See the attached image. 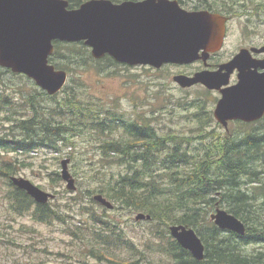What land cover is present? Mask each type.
<instances>
[{
    "label": "rangeland",
    "instance_id": "obj_1",
    "mask_svg": "<svg viewBox=\"0 0 264 264\" xmlns=\"http://www.w3.org/2000/svg\"><path fill=\"white\" fill-rule=\"evenodd\" d=\"M193 1L194 4H199L196 0ZM259 32H264V29L260 28ZM75 46L69 51H62L66 59L61 63L63 70L68 74L66 90H76L83 104L95 105L98 110L146 124L160 137L172 136L177 143L185 142L183 147L188 157H202L204 153L210 152L214 148L215 139L219 137H238L254 132L252 127H243L237 123H232L229 132H225L213 117V94L206 92L201 85L182 88L173 82L172 78L178 73L193 74L198 67H202L201 62L187 65L169 64L159 69L148 66L131 67L116 63L113 59V62L103 59L95 62L87 46L82 42ZM71 50L76 52L71 53ZM228 52L229 50H225L219 58L226 57ZM42 92L28 77L0 67V96L9 98L8 107L0 105V136H4L8 143L3 149L0 148V161L14 163L16 170L10 177H21L45 192H56L51 201L56 203L51 206L73 215L68 207L71 196L79 193L88 201L93 196L88 198L87 191L103 189L109 183H114L118 174L125 171V168L116 165L115 161L105 159L99 148L100 140L122 139L125 136L116 131L105 138H96L88 131H78V128H75L74 132L66 136L68 143H57L58 150L39 148L28 152H15L16 146L13 143L21 136L20 129L13 128L15 121L32 116L25 99ZM64 97L65 94H59L57 100H50L45 96L35 97V100L46 112V108L54 107L57 101ZM37 107L41 108L39 104ZM203 111L209 114L210 120L203 119ZM61 122L68 124L69 120L63 119ZM252 126L256 131L263 129L264 119ZM10 127L13 130H9ZM65 160L66 168L75 181V192L68 191L61 179V163ZM254 166L258 171L262 169L259 161ZM183 171L184 169L178 170L179 173ZM169 172L160 168L152 178L159 184L166 185L169 182ZM239 181V189L251 197L257 194L254 188H264V174L253 180L250 176H241ZM214 188L216 187L213 186ZM216 192L221 194L217 195ZM228 192L224 189L213 191L208 196L209 202L187 201V215L193 210L203 211L206 216V222L203 223L211 225L210 214L218 202L221 203V209L232 214L239 207L246 205L253 217L264 221V192L254 197L255 199L245 198L243 201L246 204L230 201ZM6 193V181L0 177V264H113L111 259L119 263L177 264L163 251L166 244L159 247L164 242L161 241L162 233L158 222L135 220V216L143 213L142 211H133L128 207L118 209L114 203L112 210L95 205L94 210L105 220L116 225L117 232L130 240V245L105 246L103 252L107 254L98 260L89 253V249L94 246H84L83 243L72 240L69 235L81 226L79 216L73 215L65 222L40 224L32 218L31 213L21 216L10 214L5 200ZM85 252L89 253V257L85 256Z\"/></svg>",
    "mask_w": 264,
    "mask_h": 264
},
{
    "label": "trees",
    "instance_id": "obj_2",
    "mask_svg": "<svg viewBox=\"0 0 264 264\" xmlns=\"http://www.w3.org/2000/svg\"><path fill=\"white\" fill-rule=\"evenodd\" d=\"M67 1L68 8L75 9L88 0ZM80 43L54 42V52L49 57V63L56 69L63 70L61 62L66 59V55L62 51L64 49L69 51ZM75 52L71 50V53ZM103 60L113 62L108 56ZM75 91L73 89L68 91L64 87L54 96L42 92L25 99L30 106L32 116L15 121L13 128H18L21 132V136L13 143L16 146L15 152H28L39 148L58 150L57 143L60 141L68 143L69 139L66 136L74 132L75 128H78V131H88L96 138H105L116 131L122 132L125 138L100 140L99 148L105 159L115 161L116 165L123 166L125 171L118 174L114 183H109L103 189L96 191L89 190L86 196L90 198L95 194H101L111 203L116 204L115 207L118 209L128 207L133 211H142L143 214L149 215L151 217L149 221H157L160 225L161 241L164 243L159 247L166 244L163 251L167 255L177 264H199L168 235V228L171 225H183L195 229L198 233L197 226L206 222V216L203 211L195 210L187 215V201L209 202L208 196L215 190L235 192L233 187L240 183L241 176H250L253 180L264 174V133H244L243 136L238 135V137L225 135L215 139L214 148L204 153L202 157H188L183 147L185 142L177 143L172 136L160 137L146 124L125 120L113 113L98 110L95 105L83 104ZM59 94H65V97L57 101L54 107L46 108V112L35 100V97L42 96L57 100ZM38 104L42 109L37 107ZM0 105L8 107L9 98L0 96ZM203 113V119L210 120L209 114L205 111ZM63 119H68L69 123H62ZM13 128L10 127L9 130ZM3 137L0 136L2 149L8 144L7 139ZM258 161L262 164L260 171L254 166ZM160 168L170 171L169 182L166 185L159 184L152 178ZM179 169L184 171L179 173ZM15 170L12 161H0V177L6 181L5 200L10 214L21 216L31 213L32 218L40 224H51L53 221L65 222L73 215L79 216L81 226L71 231L69 235L72 240L83 243L84 246H94L88 248L89 253L98 260L107 254L103 252L105 246L130 245V240L117 232L116 225L105 220L94 210L95 205L99 204L93 201V197L86 201L79 193L71 196L68 207L73 215L54 209L51 204L54 205L56 202L51 203L52 200L47 204H37L24 191L17 189L11 183L10 175L14 174ZM213 186L216 188L213 189ZM254 190L257 193L254 196L262 195L264 192L262 186ZM53 194L56 195V192ZM228 195L230 201L246 204L243 201L245 199L243 194ZM235 213L237 214V211ZM254 218L257 220L252 222L256 229L255 233L264 232V221ZM97 225L98 228L95 227ZM216 249L215 255L219 258L220 246L217 245ZM89 253L85 252V256L89 257ZM111 260L113 264H139V262L119 263L114 259Z\"/></svg>",
    "mask_w": 264,
    "mask_h": 264
},
{
    "label": "water",
    "instance_id": "obj_3",
    "mask_svg": "<svg viewBox=\"0 0 264 264\" xmlns=\"http://www.w3.org/2000/svg\"><path fill=\"white\" fill-rule=\"evenodd\" d=\"M68 6L66 0H0V67L28 77L48 96L58 94L68 79L66 71L49 63L54 42H83L95 60L109 56L119 64L159 69L205 61L209 52L220 48L224 36L222 17L205 11L186 12L176 0L121 4L88 0L75 9ZM239 58L216 72L175 75L173 82L182 88L201 84L208 90H219L227 83L222 75L228 73L222 74V69L230 71ZM263 115L264 73L223 90L213 112L221 124L234 119L250 122ZM66 162L61 163V179L68 191L75 192ZM10 181L37 204H47L55 197L24 178L10 177ZM93 200L108 210L114 208L101 194ZM150 219L143 213L135 216L136 221ZM211 219L221 230L244 234L243 224L224 210H217ZM168 230L182 249L196 260L202 259L203 246L192 228L171 225Z\"/></svg>",
    "mask_w": 264,
    "mask_h": 264
},
{
    "label": "flooded vegetation",
    "instance_id": "obj_4",
    "mask_svg": "<svg viewBox=\"0 0 264 264\" xmlns=\"http://www.w3.org/2000/svg\"><path fill=\"white\" fill-rule=\"evenodd\" d=\"M138 1L141 0L111 2L113 4H121ZM177 2L180 8L186 12L205 11L217 14L224 19V36L220 48L215 52H209L205 61H197L202 63V67H198L193 74L186 75L192 76L200 71L216 72L225 64H228L238 56L240 57L237 65L230 71L222 69V74L228 73V75H222L227 83L223 84L219 90H207L204 87L207 90L206 92L214 95V105L222 97L223 90L239 85L241 79L245 81L249 76H259L264 73V32H259L260 28L264 29V0H196V3L199 4H194L193 0H181ZM225 50H229L227 56L219 58ZM202 52L200 51V54ZM263 119L264 115L250 122L240 119L228 120L225 124L216 122L227 133L230 130L229 126L232 123H237L243 127H252L253 133L262 134L264 133V128L256 131L252 125ZM240 183H237L233 187L236 191L233 192L232 190L230 194H243L244 198L255 199L254 197L256 196H248L239 189L238 185ZM216 194L219 195L221 193L216 192ZM222 202L224 203V201ZM220 204L216 202L213 212L210 214L211 225H206L205 223L199 224L197 226L198 233L192 228L203 246L202 259L196 260L188 250H183L192 260L199 264H264V232L255 233L256 229L253 227L252 222L254 223L257 220L251 215L249 208L243 205L237 209V214H232L221 209ZM217 210H224L226 213L236 217L244 226V234L239 235L218 228L211 219V216ZM256 210L259 209L256 208ZM217 245L220 246V250L218 251L219 258L215 255ZM226 245L227 248H225Z\"/></svg>",
    "mask_w": 264,
    "mask_h": 264
}]
</instances>
